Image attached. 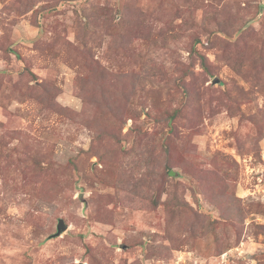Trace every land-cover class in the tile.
<instances>
[{"label":"rangeland","instance_id":"374dc122","mask_svg":"<svg viewBox=\"0 0 264 264\" xmlns=\"http://www.w3.org/2000/svg\"><path fill=\"white\" fill-rule=\"evenodd\" d=\"M0 264H264V0H0Z\"/></svg>","mask_w":264,"mask_h":264},{"label":"water","instance_id":"95a60500","mask_svg":"<svg viewBox=\"0 0 264 264\" xmlns=\"http://www.w3.org/2000/svg\"><path fill=\"white\" fill-rule=\"evenodd\" d=\"M67 229H68V225L65 223V221L63 219H60L58 226H57L56 236H60Z\"/></svg>","mask_w":264,"mask_h":264}]
</instances>
